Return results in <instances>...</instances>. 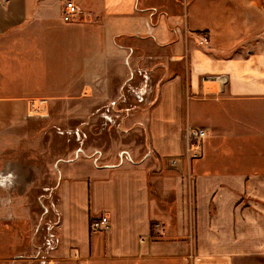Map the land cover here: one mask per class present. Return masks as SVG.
Returning <instances> with one entry per match:
<instances>
[{
	"label": "crops",
	"instance_id": "1",
	"mask_svg": "<svg viewBox=\"0 0 264 264\" xmlns=\"http://www.w3.org/2000/svg\"><path fill=\"white\" fill-rule=\"evenodd\" d=\"M66 1L0 0V168L4 144L40 118L26 115L25 96L63 92L77 109L87 81L101 78L100 62L111 65L109 79L135 49L139 62L166 68L157 71L154 100L129 119L145 129L142 157L129 139L96 160L68 152L48 171L53 183L38 187L47 214L40 225L29 209L36 201L19 196L31 182L0 186V264H264V0H73L77 14L65 21ZM41 48L47 58L38 63ZM21 49L27 60L12 57ZM17 60L27 61L18 76ZM15 77L31 91L8 92ZM194 126L206 130L198 157L184 152L185 129ZM100 214L109 228L91 231Z\"/></svg>",
	"mask_w": 264,
	"mask_h": 264
},
{
	"label": "rangeland",
	"instance_id": "2",
	"mask_svg": "<svg viewBox=\"0 0 264 264\" xmlns=\"http://www.w3.org/2000/svg\"><path fill=\"white\" fill-rule=\"evenodd\" d=\"M207 41L208 39L205 35H203V37L201 36V43H207ZM258 41L260 43V50H263L264 31L259 33ZM137 42L140 43V41ZM137 42L135 43L136 45H138ZM250 42L251 41L249 39V44ZM238 49H240V47H238ZM6 50L7 52L5 54L7 55L10 50ZM135 50L134 52L131 51L134 58L132 57L130 61H123L120 64L113 62V72H111L110 70V73H114V75H111L109 77L110 80L104 78V73L107 72L108 67L111 68V65L100 62V80L87 81L91 86L90 88L101 89L108 87L111 90H115L114 94L119 91L120 93L116 96H113L112 93L103 95L104 92H102V90H100V92H97L96 90L95 95H92L90 88L87 87L84 90V94L87 96H84L83 99L78 98V102H82V104L77 109L74 105L76 99L73 98V105H68L69 103L63 100V92L62 95H59L58 93V95L55 96L24 97L25 111L28 107L27 105L29 101L31 102L32 99H36V101H38L39 99H46L47 110L45 112V115L41 116L40 118H31L27 120L30 121V124H26L25 127L21 125L20 137H17V139L14 140V143L4 144L3 149L5 151L8 150L9 152L4 153L3 167L0 168V172L11 173L13 178L20 179L21 184H27L31 182V185L29 184V186H27V189L29 187V190H26V192L24 193L19 192V196L25 194V196L31 199L32 203H35L36 201V206L32 205L29 209L31 210V212H35V215H37V213L40 214L39 225L41 224V221L44 220V218H47L45 216L47 214L44 213V208L42 207L40 202V206H37V197L41 195V199H43V192L38 187L45 182L53 183V178H49L48 171H50L51 169V171L53 172V169H55L54 166H56L60 162V158H64L67 154L68 156H70L74 153L68 152H72L73 150L75 152L77 150L78 152H80L81 149V151L85 153L86 156L89 155V157L96 160L95 153H97V151H101L103 154H107L108 151L109 153L111 151L115 152L114 141L119 142L120 145V142H125L129 139L132 146L134 145L136 148H140L137 152L139 153L138 156H143V153L145 151V149H143V144L145 141V129L141 127L139 123H136L133 120H130V125L129 119L130 117L134 116L139 108H141V105H147V103H150L152 100H154L155 96L153 95V93L155 90L154 85L156 84L157 80L156 77L158 76L159 78V76L161 75L159 74V72L163 71V69H165L166 67H162L161 64L163 62L158 59H156V62L154 59H147L146 61L144 59L143 62H141L142 60L139 62L140 51ZM25 51L26 50L21 49L20 53L14 51V53L11 54L12 57H20L21 59L27 60L28 56L26 55ZM47 51L42 48L37 50L34 60L38 61V63L42 62L45 58H47ZM160 52L164 54L165 51L159 50V53ZM1 55H3V53L0 52V56ZM162 59H164V57H162ZM151 61L154 63H151ZM23 62L24 63L21 64V60H17L16 64L13 63V66L16 69V76L19 75V72L22 73L21 70H17L21 65L24 64V67H27V61ZM37 67H39V71L40 69H43L42 65L39 66V64H37ZM145 69L149 74V77L147 79L143 77L144 75H147L142 71H145ZM39 71L38 74H36V78H39L40 80L38 81H41V79H43V77L45 76L43 74H40ZM168 71L169 73H167L166 76L170 74V70ZM6 73L10 76L13 75L12 64L9 66V69ZM161 76H163V74ZM45 81L46 80L39 83L42 84ZM11 83H13L12 87L7 86V91L10 93L15 92L16 88H18L19 90L31 91L30 87L32 86L26 85V83L24 84V79L22 78L15 77V80ZM41 84L40 88H42ZM130 88H132V90H130ZM140 90H146L145 94L141 97L137 95L139 94ZM4 92H6V90H4ZM113 97L117 98V101L120 103L112 111H108L105 109L106 103L113 99ZM139 98L143 100L141 103L139 102ZM189 101L190 103H192V100ZM36 103L38 105V102ZM102 107H104V109ZM99 108H102L103 110H99ZM125 108L126 110H124ZM147 109L148 108H144L143 113L149 115ZM187 130L188 129L186 128L185 131ZM184 138V152H188L186 135L184 136ZM104 157H106V155H104ZM152 159L153 158L148 159V163L156 162L152 161ZM102 160L105 161L103 158ZM175 161L176 160H173V157H171V165H174ZM32 183H34L35 185ZM9 191L11 192V190L5 188V191L3 193L4 198L9 199ZM15 191L17 192L18 190ZM163 193L161 194L160 199L161 201H167L166 197L168 196V193ZM56 199L57 194L53 195V202ZM44 203L45 205H47L46 200L44 201ZM26 207L27 211L28 206ZM167 210L170 212V208H167ZM49 214V217L53 216L51 212ZM40 236L41 235H39V237Z\"/></svg>",
	"mask_w": 264,
	"mask_h": 264
},
{
	"label": "built area",
	"instance_id": "3",
	"mask_svg": "<svg viewBox=\"0 0 264 264\" xmlns=\"http://www.w3.org/2000/svg\"><path fill=\"white\" fill-rule=\"evenodd\" d=\"M77 14V7L73 1H66L62 13V19L65 21L72 20L73 16ZM38 102V105L37 103ZM46 99H32L29 101L27 107V116L41 117L45 115ZM45 103V104H44ZM31 111V112H30ZM206 137V130L202 127H191L187 130V145L188 152L191 157H198L201 152L202 139ZM13 182V176L8 172H0V186H9ZM91 231H103L109 228L108 217L104 214L92 217L90 220Z\"/></svg>",
	"mask_w": 264,
	"mask_h": 264
},
{
	"label": "bare ground",
	"instance_id": "4",
	"mask_svg": "<svg viewBox=\"0 0 264 264\" xmlns=\"http://www.w3.org/2000/svg\"><path fill=\"white\" fill-rule=\"evenodd\" d=\"M73 1V0H72Z\"/></svg>",
	"mask_w": 264,
	"mask_h": 264
}]
</instances>
